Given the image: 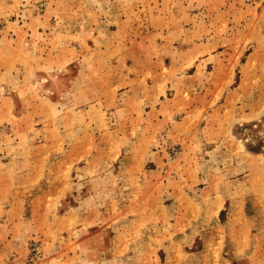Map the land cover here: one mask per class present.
Returning a JSON list of instances; mask_svg holds the SVG:
<instances>
[{"label": "rangeland", "instance_id": "374dc122", "mask_svg": "<svg viewBox=\"0 0 264 264\" xmlns=\"http://www.w3.org/2000/svg\"><path fill=\"white\" fill-rule=\"evenodd\" d=\"M0 264H264V0H0Z\"/></svg>", "mask_w": 264, "mask_h": 264}]
</instances>
